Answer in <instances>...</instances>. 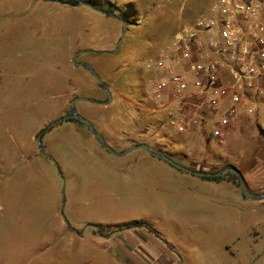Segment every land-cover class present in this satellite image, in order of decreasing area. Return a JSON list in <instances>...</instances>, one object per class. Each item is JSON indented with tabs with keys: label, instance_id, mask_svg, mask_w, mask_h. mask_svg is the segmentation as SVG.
I'll list each match as a JSON object with an SVG mask.
<instances>
[{
	"label": "rangeland",
	"instance_id": "obj_1",
	"mask_svg": "<svg viewBox=\"0 0 264 264\" xmlns=\"http://www.w3.org/2000/svg\"><path fill=\"white\" fill-rule=\"evenodd\" d=\"M113 1L121 19L124 0ZM129 23L115 54L103 56L120 38L118 20L85 5L0 0V264H264V198H244L224 183L236 182L231 174L201 184L144 149L113 156L76 122L45 131L46 156L39 154L37 134L65 116L73 98L106 101L88 69L72 64L84 52L76 62L92 66L112 101L78 103L76 111L115 152L143 141L153 152L182 151L191 165L210 159L211 171L257 157L264 167L263 111L223 142L207 135L205 111L190 112L185 133L166 124L143 63L180 27L143 41L154 26Z\"/></svg>",
	"mask_w": 264,
	"mask_h": 264
},
{
	"label": "built area",
	"instance_id": "obj_2",
	"mask_svg": "<svg viewBox=\"0 0 264 264\" xmlns=\"http://www.w3.org/2000/svg\"><path fill=\"white\" fill-rule=\"evenodd\" d=\"M143 67L169 127L185 133L190 112L205 111L223 142L264 112V0H210Z\"/></svg>",
	"mask_w": 264,
	"mask_h": 264
},
{
	"label": "crops",
	"instance_id": "obj_3",
	"mask_svg": "<svg viewBox=\"0 0 264 264\" xmlns=\"http://www.w3.org/2000/svg\"><path fill=\"white\" fill-rule=\"evenodd\" d=\"M100 1L95 0V2L91 4L94 5L95 8L105 11L103 8H99L100 3H101ZM104 3L108 4L109 6L110 3L115 4L116 2H114L113 0H103L102 5ZM122 5L125 6L124 10L122 11L123 18L127 21V22H124L125 23L124 25L125 36L124 37H127L128 33L130 32L129 22L139 19L145 22L146 27L148 25L151 27L154 26V29H155L154 32H151L147 36V38L144 36V38L142 39L143 41H152V40H162V39L170 38L172 34L178 29V27H181L182 25L190 24L196 18L195 16L196 14H198L199 12H203L206 7L208 8L209 2L208 0H197L196 2H194V0H147L146 4H142L141 0H124V3H122ZM115 8H117V6ZM112 13L114 14V12ZM126 18H128L129 21ZM114 54H100V55H109L111 57ZM261 152L262 151L260 149V153ZM147 153L151 155L149 152ZM164 156L171 158L174 162L190 170H193V171L208 172V173L216 172L215 170L211 171V169L212 168L214 169L217 164L215 165L214 163H211L210 159L206 160V162H203V159L197 160V161H194L193 164L191 165L188 162V158H187L188 155L182 151H181V155L179 154V157L172 155V153H169V155H164ZM153 157L161 160L160 158L156 156H153ZM248 163L249 162L246 160L238 161L236 159L233 165L240 172L245 185L247 186V188L249 189L251 193L258 194L259 192H263L264 191V167L262 165V162H259V158L257 157L255 158V160L253 159L251 163L249 164ZM176 170L179 171V173H181L180 175H182V177L195 178L201 184H205L206 182H210V181L215 182V183L223 182L222 178L214 181V180L205 179L209 177H198V176H195L189 173H185L178 169ZM255 173L258 174V177H259L258 178L259 182H257V184L253 183V180L256 179ZM192 178H187V179H192ZM224 183H228V184H231V186L236 187V184L234 183L232 179L225 178ZM106 245L107 244H105V246L99 245V246L94 247L93 249L98 250L100 249V247L105 248ZM123 245L124 247H127L126 243H123ZM85 250L87 251V249Z\"/></svg>",
	"mask_w": 264,
	"mask_h": 264
},
{
	"label": "water",
	"instance_id": "obj_4",
	"mask_svg": "<svg viewBox=\"0 0 264 264\" xmlns=\"http://www.w3.org/2000/svg\"><path fill=\"white\" fill-rule=\"evenodd\" d=\"M42 1H45V2H56V3H60L59 0H42ZM66 4L67 6H78V5H85L89 8H91L92 10H94L95 12L101 14V15H104L108 18H111V19H115V20H118L121 24V35H120V38L119 40L117 41L114 49L112 51H102V52H99L98 54H114L116 52V50L118 49V47L120 46L121 42H122V39L124 37V33H125V23L124 21L120 20L116 15H114L112 12H106V11H103V10H100V9H97V8H94L91 4H87V3H78V4H75V5H72L71 3H64ZM87 52H90V53H94L92 51H87ZM84 52H77L75 54H73L72 56V64L73 66L75 67H82V68H87L90 75L92 76V78L96 81V83L98 84V87L99 89L103 92V94L105 95L106 97V101H99V100H91L89 98H84V97H75L73 98L70 103H69V109H68V113L61 117L58 121L50 124L49 126H47L44 130H42L41 132H39L36 136V142H37V148H38V152L39 154L43 155V156H46L44 151H43V148H42V145L40 143V138L42 136V134L47 131L49 128H51L52 126H55L56 124L62 122V121H65V120H68V119H74V120H77L78 122L82 123L83 125H85L88 129V131L93 135L94 138H96V140L99 142L100 146L105 150L107 151L108 153L112 154L113 156H123L124 154L132 151V150H135V149H144L146 150L147 152L151 153V149L150 147L145 144V143H140V144H134L132 146H130L129 148H127L125 151L123 152H115L110 146H108L104 139L100 136V134L97 132V130L94 128L93 124L80 117L78 114H77V111H76V104L78 103H91V104H95V105H99V106H108L111 101H112V95L110 93V91L108 90V86L106 83H104L100 77L95 73V71L93 70L92 66L87 64V63H81V62H76V56L79 55V54H82ZM156 157L160 158L161 160L165 161L166 163H168L169 165H171L172 167L180 170V171H183L185 173H189V174H192V175H195V176H198V177H209V178H213V177H219L221 176L223 173H233L235 174V176L238 178V183H239V187L243 193V196L245 198H248V199H263L264 198V194H253L251 193L244 181H243V178L240 174V172L234 167V166H228V167H225V168H222L220 169L218 172H214V173H208V172H197V171H193V170H190L176 162H174L171 158L167 157V156H164V155H156Z\"/></svg>",
	"mask_w": 264,
	"mask_h": 264
},
{
	"label": "trees",
	"instance_id": "obj_5",
	"mask_svg": "<svg viewBox=\"0 0 264 264\" xmlns=\"http://www.w3.org/2000/svg\"><path fill=\"white\" fill-rule=\"evenodd\" d=\"M60 2H62V3H71L72 5H75V4H78V3H80L81 2V0H59ZM93 7H94V5H92ZM208 6V5H207ZM116 6H115V4H109V9L108 10H106V12H112L111 10H112V8H115ZM95 8V7H94ZM207 9V7L205 8V10ZM204 10V11H205ZM203 11V12H204ZM200 13H202V12H199L198 14H200ZM197 14V15H198ZM196 15V16H197ZM120 20H122V21H124V22H126V20L122 17ZM103 56H107V55H103ZM100 76V75H99ZM107 100V99H106ZM110 105V104H109ZM66 122H76V123H79V124H82V123H80V122H78L77 120H74V119H68V120H65ZM140 143H143V141H141ZM148 145V144H147ZM161 150H157V151H155V152H153V150L151 151V155H153V156H156V155H169V152H167L166 150H163L164 148H160ZM230 166H232V165H230ZM225 167H227V166H225ZM228 174H231V175H233L234 176V178H235V181L236 182H234L235 184H236V186L237 187H239V183H238V178L235 176V174H233V173H228ZM221 178V176L220 177H213V178H205V179H209V180H214V181H216V180H219ZM136 225H139V224H136ZM101 230L103 229V226H98ZM123 230V228H118L117 230H114L113 232L114 233H117V232H120V231H122Z\"/></svg>",
	"mask_w": 264,
	"mask_h": 264
}]
</instances>
